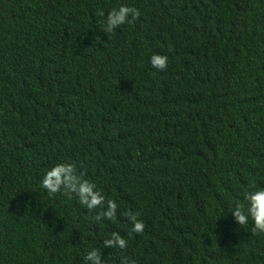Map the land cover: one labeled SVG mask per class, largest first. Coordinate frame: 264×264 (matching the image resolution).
Segmentation results:
<instances>
[{
    "label": "trees",
    "instance_id": "1",
    "mask_svg": "<svg viewBox=\"0 0 264 264\" xmlns=\"http://www.w3.org/2000/svg\"><path fill=\"white\" fill-rule=\"evenodd\" d=\"M121 5L141 17L107 34ZM58 162L117 202L114 221L48 195ZM252 184L264 0H0V264H86L94 248L104 264H264V235L231 212ZM113 232L126 249L104 248Z\"/></svg>",
    "mask_w": 264,
    "mask_h": 264
},
{
    "label": "clouds",
    "instance_id": "2",
    "mask_svg": "<svg viewBox=\"0 0 264 264\" xmlns=\"http://www.w3.org/2000/svg\"><path fill=\"white\" fill-rule=\"evenodd\" d=\"M97 16L105 17V12L101 9L97 11ZM141 12L138 8L128 5H121L112 8L103 21V31L112 33L119 26L132 21L139 20ZM151 66L154 69L163 71L168 67V57L162 54H153L150 58ZM41 186L47 190L48 195L55 196L62 193L68 199L75 197L78 203L86 207L90 212L100 209L92 218L96 222L103 219L114 221L117 217L118 204L113 199H106L96 184L85 178L83 172H78L75 162H58L49 168L43 175ZM244 200L247 205L237 203L231 210L235 220L241 226H247L249 220L252 221L251 233L253 236L264 235V187H257L255 184L249 186L244 192ZM124 215L132 224L131 231L143 233L145 224L140 219L139 212H125ZM104 248L126 249L128 241L119 233L113 232L110 238L103 240ZM86 264H104L101 250L92 249L84 257ZM121 264H137L135 260L123 257Z\"/></svg>",
    "mask_w": 264,
    "mask_h": 264
}]
</instances>
